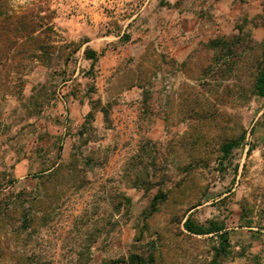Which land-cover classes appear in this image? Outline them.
Here are the masks:
<instances>
[{"label":"rangeland","instance_id":"374dc122","mask_svg":"<svg viewBox=\"0 0 264 264\" xmlns=\"http://www.w3.org/2000/svg\"><path fill=\"white\" fill-rule=\"evenodd\" d=\"M262 70L264 0H0V264H264Z\"/></svg>","mask_w":264,"mask_h":264},{"label":"trees","instance_id":"16d2710c","mask_svg":"<svg viewBox=\"0 0 264 264\" xmlns=\"http://www.w3.org/2000/svg\"><path fill=\"white\" fill-rule=\"evenodd\" d=\"M85 56L88 59H91L93 61H95L97 59V53L92 50V49H87L85 51ZM255 91L256 93L261 96L264 97V70H262L257 78H256V83H255ZM235 145V142H230L228 144H226L223 148V151H225L226 153ZM185 227L188 231L192 232V233H207L208 230H212L211 228L209 229H203L201 227H195L194 225L191 224V222L189 221V219L186 221ZM221 229V227H216L213 230H219ZM221 239L222 241L220 242V246L218 248H216V252L217 255H219L221 252L226 251L227 247H228V238H227V234L224 233L221 235Z\"/></svg>","mask_w":264,"mask_h":264}]
</instances>
